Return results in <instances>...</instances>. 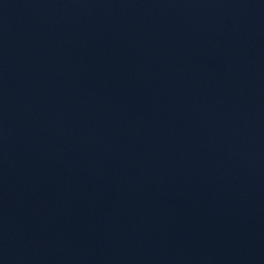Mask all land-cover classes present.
<instances>
[{
	"label": "water",
	"instance_id": "1",
	"mask_svg": "<svg viewBox=\"0 0 264 264\" xmlns=\"http://www.w3.org/2000/svg\"><path fill=\"white\" fill-rule=\"evenodd\" d=\"M0 264H264V0H0Z\"/></svg>",
	"mask_w": 264,
	"mask_h": 264
}]
</instances>
